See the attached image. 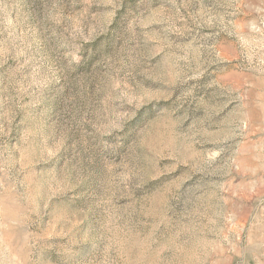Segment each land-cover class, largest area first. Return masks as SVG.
<instances>
[{
    "label": "rangeland",
    "instance_id": "obj_1",
    "mask_svg": "<svg viewBox=\"0 0 264 264\" xmlns=\"http://www.w3.org/2000/svg\"><path fill=\"white\" fill-rule=\"evenodd\" d=\"M0 264H264V0H0Z\"/></svg>",
    "mask_w": 264,
    "mask_h": 264
}]
</instances>
